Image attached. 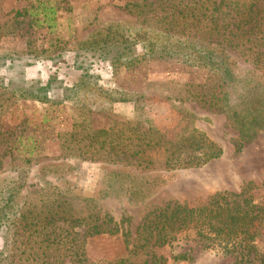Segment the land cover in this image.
Listing matches in <instances>:
<instances>
[{
	"label": "rangeland",
	"instance_id": "374dc122",
	"mask_svg": "<svg viewBox=\"0 0 264 264\" xmlns=\"http://www.w3.org/2000/svg\"><path fill=\"white\" fill-rule=\"evenodd\" d=\"M249 1L233 0L237 6ZM127 2L146 5L147 18L159 5L155 0H0V178L21 179L19 204L40 210L39 220L49 204H60L67 211L51 217L58 229L49 236L48 216L41 231L35 225L1 234L0 246L6 242L8 247H16L9 253L11 264H116L126 255L122 232L133 241L135 228L148 209L167 201L195 203L217 191L238 192L246 182L259 186L264 181V132L234 153L236 131L218 109L201 104L207 98L194 99L218 91L213 76L172 61L113 68L106 57L85 45L92 37H104L109 24H119L126 31L137 24L134 15L122 9ZM132 50L141 51L138 45ZM236 62L242 69H252L239 58ZM255 72L263 73L264 80V65ZM85 81L90 90L81 87ZM232 93L243 94L235 88ZM141 94L175 105L183 101L196 118L195 130L216 144L221 156L198 168L175 171L162 170L158 157L151 156L147 166L124 168L131 173L130 181L119 186L121 181L110 183L101 157L94 160L97 155H88L94 151L93 146L86 147L85 135L107 129L119 119L131 120L133 101ZM76 100L93 104L81 106ZM81 152L86 154L77 155ZM155 171L162 178L160 187L139 201L128 188L143 181L139 176ZM252 196L256 203L264 204V189L253 191ZM60 216H67L68 222L57 220ZM104 216L117 223L115 234L82 235L83 224L91 225ZM76 218H81V227L71 222ZM123 218L128 221L120 224ZM45 240L59 243L40 254ZM173 251H188L192 259L180 263L167 259V264L232 263L229 257L202 250L192 239L180 242ZM155 253L169 256L166 249Z\"/></svg>",
	"mask_w": 264,
	"mask_h": 264
},
{
	"label": "trees",
	"instance_id": "16d2710c",
	"mask_svg": "<svg viewBox=\"0 0 264 264\" xmlns=\"http://www.w3.org/2000/svg\"><path fill=\"white\" fill-rule=\"evenodd\" d=\"M155 1L159 5L148 18L143 3H125L122 9L134 15L137 22L130 27L132 32L119 24H109L103 30L104 37L98 36L99 40L92 37L85 45L91 47L93 53L106 57L113 68L172 61L209 73L215 78L218 91L211 90L194 99L200 102L207 98L208 101L201 104L208 103L224 115L229 127L237 133L233 151L239 153L258 132H264L263 73L255 72L264 65V0L238 6L233 0ZM15 15L21 13L15 12ZM136 45L140 53L132 50ZM238 58L252 69L240 68ZM240 71L245 75H239ZM87 85L86 81L81 83L85 91L90 90ZM234 88L243 94L234 96ZM137 99L133 101L131 120L119 119L107 129L92 130L85 135L86 147L93 146L94 151L88 155H97L94 160L101 157L109 182L121 181L119 186L126 179L130 181L131 173L124 168L147 166L151 156L158 157L164 171L198 168L221 156V149L195 130L196 118L183 106V101L175 105L148 94H141ZM76 102L81 106L93 104L89 100ZM68 155L76 157L74 152ZM139 179L143 180L140 184L128 188L139 201L150 197L162 183L158 171L141 175ZM21 183L18 176L0 178V235H7L14 227L26 230L37 225L41 231L45 229L42 221L46 216L50 218L46 225L52 228L47 236L54 234V228H58L51 217L59 213L66 215L67 211L60 204L53 207L49 204L39 220L40 210L19 204ZM260 189H264V181L259 186L246 182L238 192L217 191L199 202L167 201L148 209L135 228L133 241H128L126 232H122L126 255L116 264H167V259L171 263L190 262L188 251H173L187 239L196 241L202 250L231 258V264H264V204L256 203L252 196L253 191ZM57 220L68 222L69 219L60 216ZM80 220L76 218L71 222L81 227ZM126 221L128 219L123 218L119 223ZM91 223L83 224L86 227L83 236L117 232V223L106 216L95 218ZM52 243L59 241L45 240L40 254L50 251ZM12 249L16 251V247L2 242L0 264H11L8 257ZM164 249L169 250L167 258L155 253ZM131 257L137 258L135 262Z\"/></svg>",
	"mask_w": 264,
	"mask_h": 264
}]
</instances>
